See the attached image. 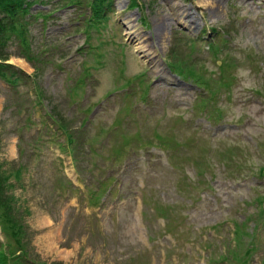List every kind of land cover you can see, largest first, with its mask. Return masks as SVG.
I'll return each mask as SVG.
<instances>
[{
  "label": "rangeland",
  "instance_id": "374dc122",
  "mask_svg": "<svg viewBox=\"0 0 264 264\" xmlns=\"http://www.w3.org/2000/svg\"><path fill=\"white\" fill-rule=\"evenodd\" d=\"M40 1L0 49V255L264 264V0Z\"/></svg>",
  "mask_w": 264,
  "mask_h": 264
},
{
  "label": "trees",
  "instance_id": "16d2710c",
  "mask_svg": "<svg viewBox=\"0 0 264 264\" xmlns=\"http://www.w3.org/2000/svg\"><path fill=\"white\" fill-rule=\"evenodd\" d=\"M37 0H0V47L3 46V43L8 38V31L13 26L14 23L20 21L21 18L26 15L28 7L31 3L36 2ZM1 59H4L0 57ZM6 60V59H5ZM174 71L178 69L172 67ZM19 176L18 174H16ZM5 180L0 173V210L3 209L0 215V224L4 227L5 231L8 233L9 238L12 240L9 247V251L15 249L16 246L20 243V237L22 236L20 232H17L13 225H7L8 222L11 223L9 218H12L11 213L8 208V200H2L3 190L6 189ZM19 177H17V180ZM9 220V221H8ZM4 256L0 255V264L3 262Z\"/></svg>",
  "mask_w": 264,
  "mask_h": 264
},
{
  "label": "clouds",
  "instance_id": "9594fccd",
  "mask_svg": "<svg viewBox=\"0 0 264 264\" xmlns=\"http://www.w3.org/2000/svg\"><path fill=\"white\" fill-rule=\"evenodd\" d=\"M234 43L239 48H250L253 46L251 38H245L243 36L237 37ZM239 58V57H238ZM236 76L241 82L243 88H250L255 85L256 81L251 77L250 70L245 67H240L236 71Z\"/></svg>",
  "mask_w": 264,
  "mask_h": 264
},
{
  "label": "bare ground",
  "instance_id": "6f19581e",
  "mask_svg": "<svg viewBox=\"0 0 264 264\" xmlns=\"http://www.w3.org/2000/svg\"><path fill=\"white\" fill-rule=\"evenodd\" d=\"M189 27H191V26L189 25ZM160 29H161V25H160V24H157V25H156V29H155L156 34H161V33H158V31H160ZM143 37H144V35L140 36V37H139V40H141ZM151 38H152V37H151ZM148 46H149V45H144L143 48L137 46L136 48H137L138 51H140L141 53L144 54V53L146 52V50H148V49H147ZM145 49H146V50H145ZM151 49H152V48H151Z\"/></svg>",
  "mask_w": 264,
  "mask_h": 264
}]
</instances>
